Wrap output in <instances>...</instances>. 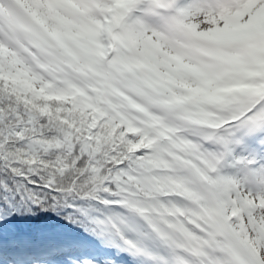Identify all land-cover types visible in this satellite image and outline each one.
Returning <instances> with one entry per match:
<instances>
[{"label": "snow or ice", "instance_id": "1", "mask_svg": "<svg viewBox=\"0 0 264 264\" xmlns=\"http://www.w3.org/2000/svg\"><path fill=\"white\" fill-rule=\"evenodd\" d=\"M0 264H264V0H0Z\"/></svg>", "mask_w": 264, "mask_h": 264}]
</instances>
